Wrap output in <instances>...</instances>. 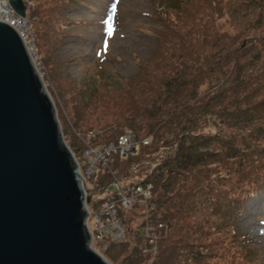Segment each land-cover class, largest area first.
I'll return each instance as SVG.
<instances>
[{"label": "rangeland", "instance_id": "rangeland-1", "mask_svg": "<svg viewBox=\"0 0 264 264\" xmlns=\"http://www.w3.org/2000/svg\"><path fill=\"white\" fill-rule=\"evenodd\" d=\"M32 1L37 62L81 164L76 132L98 128L149 141L112 161L124 179H146L155 141L150 155L167 157L154 176L157 212L171 220L161 250L140 233L114 256L97 244L106 258L264 264V0ZM108 174L101 165L87 179L90 225L114 191ZM128 212L137 229L142 217ZM141 243L152 247L145 259Z\"/></svg>", "mask_w": 264, "mask_h": 264}, {"label": "water", "instance_id": "water-1", "mask_svg": "<svg viewBox=\"0 0 264 264\" xmlns=\"http://www.w3.org/2000/svg\"><path fill=\"white\" fill-rule=\"evenodd\" d=\"M90 200L43 75L0 20V264H113L91 245Z\"/></svg>", "mask_w": 264, "mask_h": 264}, {"label": "built area", "instance_id": "built-area-1", "mask_svg": "<svg viewBox=\"0 0 264 264\" xmlns=\"http://www.w3.org/2000/svg\"><path fill=\"white\" fill-rule=\"evenodd\" d=\"M24 1L26 14L21 15L16 12L10 0H0V20L17 29L39 68L34 42L36 39L35 22L39 16L35 13V3L32 0ZM76 133L77 137L80 138L84 165L81 164V160L76 154L75 157L79 172L82 175L86 196L89 195L92 200L93 194L89 192L87 179L91 178L101 165L110 170V174L107 176L111 179V184L114 187L113 193L106 195V198L100 202L98 213L95 215L92 225L89 223L91 211L88 202H86L90 215L87 223L92 235L91 245L93 248L103 254L97 244L102 245L103 250H106L108 242L122 243L129 239L132 232L129 223L134 220L133 217H129L128 211H138L137 215L142 217L141 235L147 239V242L157 243L158 249L159 233L167 229L168 225L164 221L153 220L154 213L158 210V205L154 201L153 182L143 178L138 180L124 179L121 174H117L115 169L117 167L112 162L114 159H128L132 155L131 153L140 151V147L148 144L149 141L137 138V135L130 129H125L113 138L104 137L105 132L101 128L87 129ZM104 172L106 171L102 169L101 173ZM102 177L105 178L103 175ZM107 186L109 185H105L102 191H107ZM140 251L146 254L152 252V247L142 244Z\"/></svg>", "mask_w": 264, "mask_h": 264}, {"label": "trees", "instance_id": "trees-1", "mask_svg": "<svg viewBox=\"0 0 264 264\" xmlns=\"http://www.w3.org/2000/svg\"><path fill=\"white\" fill-rule=\"evenodd\" d=\"M38 20H40V16H39V19ZM35 28H36V25H35ZM121 129L118 131V132H116V133H114L113 134V136H108V138H113V137H115L118 133H120V132H122V131H124L125 129H130L129 127H120ZM131 130V129H130ZM132 131H133V133H135L136 135H137V131H135V130H133L132 129ZM63 133H64V136H65V138H66V133L63 131ZM105 134V133H104ZM70 145V144H69ZM161 145H163L162 147H164V145H166L165 144V140L161 143ZM77 146L79 147V149L80 148H82V146H81V144L78 142V144H77ZM156 146V141H155V143H154V145L152 146L151 145V147L150 148H148V151H147V154L144 156V157H146V158H144V159H147L148 157H149V159H150V165H148V166H145V165H143V166H145V167H142V166H139L141 163L140 162H142L143 163V158L141 159V161H138V162H136V163H133L132 165H129V169L126 171L127 173V175H130L129 174V172H130V169H136V170H139L140 169V167H142L141 168V172L144 170V168L146 169V171H147V177H145L147 180H151L153 183H154V201L157 203V205L158 206H160L161 207V202L157 199V197H156V187H157V179H155L154 178V176L155 175H159V173L161 172L162 173V170H163V162H164V160L162 159V158H164V159H166L167 157H166V154H163V149L161 150V151H158L157 153L159 154V155H157V156H155V154L154 155H150V153H151V150L153 151V149L155 150V151H157V150H159V147H155ZM72 148V147H71ZM165 148V147H164ZM73 149V148H72ZM73 151H74V149H73ZM75 152V151H74ZM153 153V152H152ZM75 154H76V152H75ZM77 156V155H76ZM154 156V157H153ZM130 158V157H129ZM130 160H132L131 158L130 159H128V160H124V161H122V160H117V159H114V161H115V164H118L119 166H120V163H124V162H129ZM148 164V163H147ZM146 164V165H147ZM132 171V170H131ZM144 172V171H143ZM156 172H158V173H156ZM153 220H156V221H164L169 227H170V223H171V220H169L167 217H165V215H163L161 212L159 213V212H156V213H154V218H153ZM131 223H133V221H131L130 222V224ZM130 227V229L132 230V232H131V236H130V238L129 239H127L126 241H124V242H122V243H110L109 244V246L107 247V249H108V251H110V253H111V255L112 256H114L115 254H114V247L116 248V247H118V246H122V247H124V246H126V247H129V245L133 242V240L137 237V239H139L140 237L142 238V236L140 235V228H141V222L139 223V225H138V227H137V229H134V228H131V225L129 226ZM168 227V228H169ZM168 228L167 229H165V230H162L160 233H159V241H158V249H160L161 250V246H162V243L164 242V240H166V238H167V236L169 235V231H168V233H167V230H168ZM171 232V231H170ZM168 234V235H167ZM133 236H135V238L133 237ZM137 242H139V241H137ZM142 244V243H141ZM133 246V249H134V252L136 253V246H135V244L134 245H132ZM141 246V245H140ZM106 249V250H107ZM160 250H158V252L156 253V258H154V261H157L158 260V258H159V256H160V253H161V251ZM136 256H139V258H144V256H145V254H143L141 251H140V253L138 252V253H136L135 254ZM145 259V258H144Z\"/></svg>", "mask_w": 264, "mask_h": 264}, {"label": "clouds", "instance_id": "clouds-1", "mask_svg": "<svg viewBox=\"0 0 264 264\" xmlns=\"http://www.w3.org/2000/svg\"><path fill=\"white\" fill-rule=\"evenodd\" d=\"M65 137V136H64ZM65 141H66V138H65ZM67 142V141H66ZM70 146V145H69ZM71 147V146H70ZM72 149V148H71ZM73 150V149H72ZM74 152V151H73ZM74 154H75V152H74ZM105 256V255H104ZM106 257V256H105Z\"/></svg>", "mask_w": 264, "mask_h": 264}]
</instances>
